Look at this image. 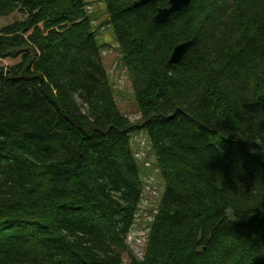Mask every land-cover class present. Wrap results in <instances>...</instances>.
Here are the masks:
<instances>
[{"label": "trees", "instance_id": "16d2710c", "mask_svg": "<svg viewBox=\"0 0 264 264\" xmlns=\"http://www.w3.org/2000/svg\"><path fill=\"white\" fill-rule=\"evenodd\" d=\"M167 1L100 0L131 122L90 3L0 0V264H264V0H194L155 23ZM152 176L138 260L127 236Z\"/></svg>", "mask_w": 264, "mask_h": 264}, {"label": "rangeland", "instance_id": "374dc122", "mask_svg": "<svg viewBox=\"0 0 264 264\" xmlns=\"http://www.w3.org/2000/svg\"><path fill=\"white\" fill-rule=\"evenodd\" d=\"M90 3L89 6L91 12L96 18L94 23L95 28H99L101 33V39L103 46L101 49V56L103 65L106 72L107 82L114 96L115 103L120 113L129 119L131 122H135L140 118L133 90L128 79L125 67L122 64L121 56L118 52V47L114 44L111 37L110 30L106 27L105 16L103 11V4L100 0H85ZM100 41V43H102ZM140 137L135 136L133 138L134 145L139 149V153L136 155L140 157L141 149ZM144 167L150 168L149 163L145 164ZM155 170H153L154 172ZM143 186V201L139 206L138 213L135 216V224L132 233L127 236V246L131 251V254L138 260L142 257L145 237L149 231V226L152 222L154 214L157 209L159 195L161 192L160 183L156 182L155 177L144 178ZM127 259L125 258L123 264H126Z\"/></svg>", "mask_w": 264, "mask_h": 264}, {"label": "water", "instance_id": "95a60500", "mask_svg": "<svg viewBox=\"0 0 264 264\" xmlns=\"http://www.w3.org/2000/svg\"><path fill=\"white\" fill-rule=\"evenodd\" d=\"M193 1L194 0H168L166 7L159 8L157 10L155 16L153 17V21L158 24L166 23L174 14L180 12L184 8H189ZM155 2L156 0H134L133 6L139 7L147 4H153ZM190 44L191 41L189 40L176 45L169 56V62H179L187 52Z\"/></svg>", "mask_w": 264, "mask_h": 264}, {"label": "built area", "instance_id": "2783aa9c", "mask_svg": "<svg viewBox=\"0 0 264 264\" xmlns=\"http://www.w3.org/2000/svg\"><path fill=\"white\" fill-rule=\"evenodd\" d=\"M130 233H132V232H130ZM145 240V239H144Z\"/></svg>", "mask_w": 264, "mask_h": 264}]
</instances>
